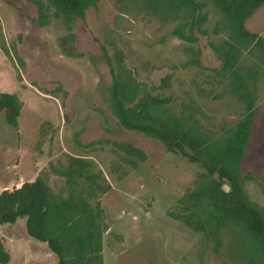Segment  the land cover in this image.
Segmentation results:
<instances>
[{"label": "rangeland", "instance_id": "1", "mask_svg": "<svg viewBox=\"0 0 264 264\" xmlns=\"http://www.w3.org/2000/svg\"><path fill=\"white\" fill-rule=\"evenodd\" d=\"M40 1L46 27L37 23L33 0H0V92L20 103L15 128L0 112V191L41 176L66 199L71 174L72 188L84 190L92 211L99 209L102 264H232L231 256L245 251L235 228L220 230L215 242L168 214L180 213L178 199L201 169L155 136L117 122L105 61V53L121 52L125 69L145 91L168 98L160 104L164 114L189 110L201 132L214 137L244 113L225 89L214 50L227 37L224 16L210 0H193L202 3L196 13L204 18L181 30L195 38L187 41L174 33L179 17L164 13L160 0H93L84 18L69 25L71 38L51 5ZM244 26L264 40V2ZM60 43L70 51L63 53ZM247 50L240 49L238 64L257 74L249 82L255 114L239 172L248 176L245 195L264 213V54ZM0 239L5 264L57 262L44 242L25 233L24 218L1 223Z\"/></svg>", "mask_w": 264, "mask_h": 264}, {"label": "trees", "instance_id": "2", "mask_svg": "<svg viewBox=\"0 0 264 264\" xmlns=\"http://www.w3.org/2000/svg\"><path fill=\"white\" fill-rule=\"evenodd\" d=\"M45 1L54 8V16L67 29L74 18L83 19L85 9L93 3V0ZM210 1L224 16L225 29L228 31L227 37L214 47L221 61L219 71L226 73V91L244 105L243 115L232 128L212 137L201 132L198 120L189 110L176 117L164 114L160 104L168 98L157 100L145 91L125 69L121 52L115 50L110 56L101 48L112 79L111 98L118 114L117 122L123 128L141 130L155 136L168 146L169 152L180 154L201 169L194 179V187L178 199L180 213L168 214L201 233L204 238L211 236L215 242L220 230L227 229L229 232L231 227L235 228L244 241L245 251L238 257L231 256L230 262L264 264V213L245 195L243 181L248 176L239 172V163L255 114L254 84L250 87L249 82L253 83L257 74L253 66L241 68L238 64L240 49L245 47L248 52L256 47L264 54V40L244 26V20L264 0ZM33 2L37 23L43 26L48 21L43 3L40 0ZM160 3L164 13H170L172 17L173 12L181 21L174 33L180 39L195 40L192 35H184L181 30L185 26L192 30L204 18L196 13L202 3L193 0H160ZM60 48L64 49L61 43ZM19 110L20 103L15 95L0 92V112L3 111L5 123L15 128ZM127 151L141 154L139 149L132 146H128ZM128 163L133 164L129 160ZM67 174L69 190L66 199L53 194L41 176L24 181L10 190H1L0 224L14 223L17 218H24L25 233L44 242L56 255V264H90L92 257L96 259L94 264H102L100 235L97 231L99 209L96 207L94 211L91 210L85 201L84 190L72 188L71 174ZM85 178L90 179L88 175ZM8 259L0 239V264H5Z\"/></svg>", "mask_w": 264, "mask_h": 264}, {"label": "crops", "instance_id": "3", "mask_svg": "<svg viewBox=\"0 0 264 264\" xmlns=\"http://www.w3.org/2000/svg\"><path fill=\"white\" fill-rule=\"evenodd\" d=\"M49 5H50V4H49ZM51 7H52V6H51ZM52 8H53V7H52ZM53 9H54V8H53ZM51 15H52L54 18H56V17L54 16V11L52 12ZM47 16H48V15H47ZM73 21H75V18L72 20V22H73ZM72 22H71V23H72ZM74 23H75V22H74ZM43 26L46 27L47 24H45V25H43ZM66 31L68 32V37L70 36V37L72 38L73 36H72V34H71V33H72V32H71V29H67ZM61 49H62L61 51H62L63 53H65V51H70L69 49H66L65 51H64L63 48H61ZM101 50H102V49H101ZM102 53H104V52L102 51ZM83 159H84V158H83ZM16 186L18 187V184H17Z\"/></svg>", "mask_w": 264, "mask_h": 264}]
</instances>
